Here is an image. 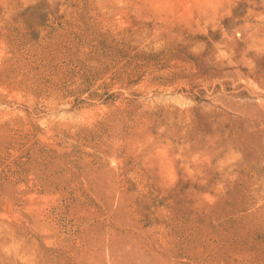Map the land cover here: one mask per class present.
Wrapping results in <instances>:
<instances>
[{
  "label": "rangeland",
  "instance_id": "obj_1",
  "mask_svg": "<svg viewBox=\"0 0 264 264\" xmlns=\"http://www.w3.org/2000/svg\"><path fill=\"white\" fill-rule=\"evenodd\" d=\"M0 264H264V0H0Z\"/></svg>",
  "mask_w": 264,
  "mask_h": 264
}]
</instances>
